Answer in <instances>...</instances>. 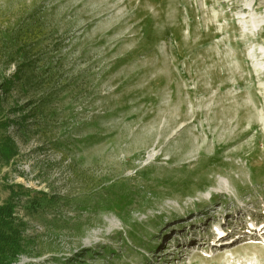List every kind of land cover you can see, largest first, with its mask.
Returning a JSON list of instances; mask_svg holds the SVG:
<instances>
[{"label":"rangeland","instance_id":"1","mask_svg":"<svg viewBox=\"0 0 264 264\" xmlns=\"http://www.w3.org/2000/svg\"><path fill=\"white\" fill-rule=\"evenodd\" d=\"M262 71L264 0H0L11 264H264Z\"/></svg>","mask_w":264,"mask_h":264},{"label":"trees","instance_id":"2","mask_svg":"<svg viewBox=\"0 0 264 264\" xmlns=\"http://www.w3.org/2000/svg\"><path fill=\"white\" fill-rule=\"evenodd\" d=\"M25 68L28 66L24 62ZM32 73L26 70L18 69L14 72L13 77L8 79L10 85L15 84L16 80L27 83L31 80ZM15 80V81H14ZM7 123L0 121V127H6ZM17 149L14 141L8 135L0 136V162L8 163L17 155ZM21 193H26L22 187L19 190H11L7 200L0 204V264H11L17 257L24 252L22 242L23 222L16 218L14 199ZM15 197V198H14Z\"/></svg>","mask_w":264,"mask_h":264},{"label":"bare ground","instance_id":"3","mask_svg":"<svg viewBox=\"0 0 264 264\" xmlns=\"http://www.w3.org/2000/svg\"><path fill=\"white\" fill-rule=\"evenodd\" d=\"M234 6H237V5H234ZM255 7H254V4H251V5H248V6H245L244 8H242V10L244 11L245 9H249V10H253ZM256 9H260V6H257ZM247 17V16H246ZM262 73V76L264 75L263 71L261 72ZM243 224V223H242ZM219 228V227H218ZM254 233H257V230L254 231ZM226 233L224 235H222V242H225V237H227ZM238 235V234H237ZM234 237V235H233ZM173 245V244H172ZM174 246V245H173ZM175 247V246H174ZM178 248V247H177Z\"/></svg>","mask_w":264,"mask_h":264}]
</instances>
